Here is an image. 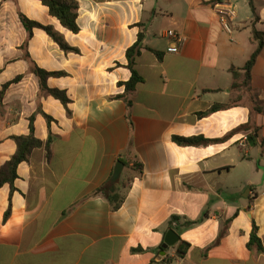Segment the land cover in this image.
<instances>
[{
  "label": "crops",
  "instance_id": "obj_1",
  "mask_svg": "<svg viewBox=\"0 0 264 264\" xmlns=\"http://www.w3.org/2000/svg\"><path fill=\"white\" fill-rule=\"evenodd\" d=\"M75 1L78 34L39 0H0V90L23 77L0 102V168L17 151L12 138L30 134L31 117L35 137L52 138L50 152L34 149L18 167L14 187L0 189V264H264V254L249 248L253 222L264 246V152L255 155L261 180L236 184V166L244 163L236 146L245 149L252 138L251 146L264 150V48L249 90L234 89L230 71L242 69L257 48L250 1ZM219 2L236 10L231 35L214 9ZM252 3L255 27L264 33V0ZM19 13L52 26L79 53L64 52L40 29L28 40ZM138 24H144L145 46L162 59L148 50L137 59L143 82L129 111L116 97L132 75L126 53L138 40ZM169 30L184 39L177 54L168 52ZM33 63L66 73L48 86L66 91L71 115L40 91ZM253 97L262 111L254 110ZM215 104L231 106L198 116ZM41 112L53 118L50 126ZM175 136L227 138L184 147ZM120 157L141 162L144 172L124 167L120 179L135 178L114 211L96 191ZM169 230L180 241L163 254ZM181 241L190 245L184 258L177 257Z\"/></svg>",
  "mask_w": 264,
  "mask_h": 264
},
{
  "label": "trees",
  "instance_id": "obj_2",
  "mask_svg": "<svg viewBox=\"0 0 264 264\" xmlns=\"http://www.w3.org/2000/svg\"><path fill=\"white\" fill-rule=\"evenodd\" d=\"M45 7L48 8L49 13L52 17L56 18L60 24L70 32L74 34H78L80 32V27L78 25V13H79V4L75 0H39ZM250 1V5L252 7L254 13V22L252 25V38L254 43L257 45L256 50L251 55L249 61L242 69L231 68V73L234 77L233 88L234 89H244L249 90L252 82V70L255 66L259 56L262 53L264 48V33L260 32L256 29V24L259 22V17L256 14L255 7L253 6L252 0ZM2 3H0V8ZM19 18L21 23L25 27L28 32V40L32 38L34 29L43 30L58 46L66 53H79V50L71 47L64 40V37L58 33L52 26H44L37 22L29 20L25 15L19 13ZM141 31L138 34L137 42L127 50L126 57L128 60L127 68L131 72L130 80L124 84L125 93L122 96H117L116 99H122L126 103L127 109L130 111L133 106L132 96L136 91L137 86L143 82V78L139 75L136 69L137 59L142 55L144 50L154 52L160 59H162V55L159 52L151 50L145 46V32H144V24H138ZM27 42L23 46L26 48ZM26 58L29 59V56L26 55ZM31 72L38 79L40 91L42 93H46L53 97L54 99L61 102V104L68 110V113L71 115L69 111V104L71 103L70 98L68 97L66 91H62L59 89H52L48 86V80L50 78H59L66 76V73L63 72H48L44 69L39 68L36 64H32ZM22 76L16 77L14 80L7 82L4 84L0 90V102L3 103L4 97L8 91V89L14 85L19 83L22 80ZM242 78V82L239 80ZM252 101L254 103V110L262 111V107L258 104L257 98L253 97ZM231 104H215L212 106L207 112L200 113L199 117H206L218 111L227 109ZM43 113V112H41ZM44 114V113H43ZM49 126L51 125L53 118L44 114ZM35 116L30 118V134L27 136H15L12 139L15 141L17 145V151L14 156L6 162L0 168V189H2L5 185H10L11 188L14 187V183L18 178V167L20 164L28 161L34 149L45 147L48 152H50V145L52 142L51 136L47 140L46 143L42 142L38 138L35 137V127H34ZM248 126H243L236 130L237 132L247 130ZM227 138V137H226ZM224 138V140H226ZM173 140L179 146H202L209 145L213 143H219L224 140H210L204 137H191V138H183L175 136ZM121 162L124 164L126 170H132L135 175L142 176L144 172V167L141 162L134 161L128 162L123 157L118 159V163ZM114 173V172H113ZM113 176V174H112ZM112 176L110 179L104 183L97 191L96 195L103 196L111 205L112 210L117 211L121 208L124 200L126 198V192L130 183L134 180L135 176L125 174L124 177L119 179L117 182H112ZM10 214V209L6 213V218ZM192 225L191 222L185 223L186 227ZM173 229V227H171ZM190 245L186 242H180L177 249V257L184 258L186 255ZM256 248L259 253L264 254V246L258 237V227L255 222H253V230L250 236L249 248ZM162 249V248H161Z\"/></svg>",
  "mask_w": 264,
  "mask_h": 264
},
{
  "label": "built area",
  "instance_id": "obj_3",
  "mask_svg": "<svg viewBox=\"0 0 264 264\" xmlns=\"http://www.w3.org/2000/svg\"><path fill=\"white\" fill-rule=\"evenodd\" d=\"M214 9L218 16L221 27L231 35L233 33L234 23L237 19L235 8L229 3L219 2L214 5ZM166 36L171 42L168 52L172 54L179 53L184 43L183 37L174 30L167 31Z\"/></svg>",
  "mask_w": 264,
  "mask_h": 264
},
{
  "label": "rangeland",
  "instance_id": "obj_4",
  "mask_svg": "<svg viewBox=\"0 0 264 264\" xmlns=\"http://www.w3.org/2000/svg\"><path fill=\"white\" fill-rule=\"evenodd\" d=\"M236 152L241 154V160H244V163H241V165L236 166V184L237 183H243V181H247L249 179H256L258 177L261 180V175H255L257 167H260L259 160L256 158V153L260 152L263 154L264 150L262 148L257 149L255 147H252L251 144H249L245 149H242L239 146H236ZM247 152H250V156L247 155ZM261 171H263L264 175V163L263 167L261 168ZM249 190V187L247 186L246 190L241 194V196H244L247 194Z\"/></svg>",
  "mask_w": 264,
  "mask_h": 264
},
{
  "label": "water",
  "instance_id": "obj_5",
  "mask_svg": "<svg viewBox=\"0 0 264 264\" xmlns=\"http://www.w3.org/2000/svg\"><path fill=\"white\" fill-rule=\"evenodd\" d=\"M249 142H251L252 145H254V142L252 140V138H248ZM124 169V164L119 162L117 163V165L115 166L114 169V173L112 176V182H117L120 177L121 174L123 172ZM180 241V237L173 231V230H169L165 236V240L164 243L162 245V249H163V254H165V252L169 249L172 248L174 246H176V244Z\"/></svg>",
  "mask_w": 264,
  "mask_h": 264
}]
</instances>
